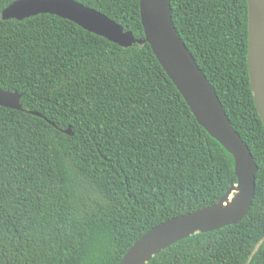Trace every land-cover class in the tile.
Returning <instances> with one entry per match:
<instances>
[{"label":"trees","instance_id":"1","mask_svg":"<svg viewBox=\"0 0 264 264\" xmlns=\"http://www.w3.org/2000/svg\"><path fill=\"white\" fill-rule=\"evenodd\" d=\"M16 1L0 0V87L23 95L21 111L0 106V264H119L151 229L217 204L237 183L234 158L149 44L123 48L50 14L4 21ZM73 1L145 37L140 0ZM170 3L259 169L239 224L184 238L147 264H264V125L249 78L248 0Z\"/></svg>","mask_w":264,"mask_h":264},{"label":"water","instance_id":"2","mask_svg":"<svg viewBox=\"0 0 264 264\" xmlns=\"http://www.w3.org/2000/svg\"><path fill=\"white\" fill-rule=\"evenodd\" d=\"M248 8L249 78L264 125V0H248ZM140 11L145 35L140 39L101 12L73 0H18L2 12L4 21L54 15L123 48L149 44L198 123L234 158L237 183L232 184L217 204L154 227L131 247L119 264H147L156 254L184 238L239 224L252 206L259 169L249 147L232 126L218 94L178 34L170 0H140ZM22 98L21 93L0 87V106L21 111ZM65 133L72 136V128Z\"/></svg>","mask_w":264,"mask_h":264},{"label":"bare ground","instance_id":"3","mask_svg":"<svg viewBox=\"0 0 264 264\" xmlns=\"http://www.w3.org/2000/svg\"><path fill=\"white\" fill-rule=\"evenodd\" d=\"M230 201H228L226 204H228Z\"/></svg>","mask_w":264,"mask_h":264}]
</instances>
